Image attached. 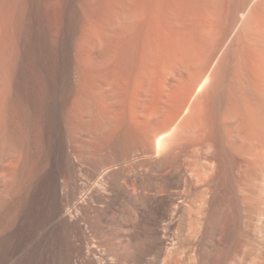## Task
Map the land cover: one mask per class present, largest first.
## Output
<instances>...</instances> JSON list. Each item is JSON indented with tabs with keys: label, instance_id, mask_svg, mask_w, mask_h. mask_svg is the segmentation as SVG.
Listing matches in <instances>:
<instances>
[{
	"label": "rangeland",
	"instance_id": "1",
	"mask_svg": "<svg viewBox=\"0 0 264 264\" xmlns=\"http://www.w3.org/2000/svg\"><path fill=\"white\" fill-rule=\"evenodd\" d=\"M210 1L0 0V264L23 253L24 218L53 186L48 226L16 264H246L264 246V213L235 226L223 175L198 199L165 133L197 12L222 36L242 0Z\"/></svg>",
	"mask_w": 264,
	"mask_h": 264
},
{
	"label": "bare ground",
	"instance_id": "2",
	"mask_svg": "<svg viewBox=\"0 0 264 264\" xmlns=\"http://www.w3.org/2000/svg\"><path fill=\"white\" fill-rule=\"evenodd\" d=\"M256 7L263 10L264 0L238 3V10L234 8L237 14H232L235 19L228 20L233 22L231 28L221 31L222 36L213 32L214 22H210L209 14L208 19L198 8L196 41L192 46L183 42L176 58L178 119L165 130L177 129L180 167L203 187L196 189L198 199L215 195L223 175L231 186L229 191L232 188V196L240 202L239 206L242 204L237 223L233 224L247 230L253 224L252 217L264 213V13H257ZM56 190L55 186L45 188L42 203L24 218L18 246L22 247L20 251L26 248L23 253L17 251L7 264H16L48 226L44 220L46 209ZM212 225L218 223L211 224L215 229ZM259 247L256 251L248 248V252L242 247L245 252H239L251 257V261L247 259L249 264H264V246ZM238 259L228 263L243 264Z\"/></svg>",
	"mask_w": 264,
	"mask_h": 264
}]
</instances>
